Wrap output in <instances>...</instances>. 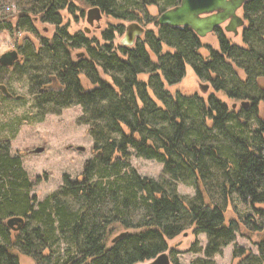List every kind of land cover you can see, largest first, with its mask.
<instances>
[{
    "label": "trees",
    "instance_id": "trees-1",
    "mask_svg": "<svg viewBox=\"0 0 264 264\" xmlns=\"http://www.w3.org/2000/svg\"><path fill=\"white\" fill-rule=\"evenodd\" d=\"M82 1L132 22L138 19L133 8H146L148 2ZM63 10L74 14L78 7L73 0H0V35L14 38L23 63L11 70L0 63V84L28 78L38 106L57 113L81 105L80 122L90 126L99 153L86 162L82 179L65 176L56 193L38 202L30 194L34 184L22 158L12 153L19 125H0V264H20L18 253L37 264H142L166 252L168 241L188 228L208 237L206 259L192 264H213L211 259L235 242L236 225L264 233V210L255 207L264 205V87L259 82L264 0H248L243 7L244 46L218 29L220 50L209 49L207 58L200 53L201 38L189 27L160 26L157 19L158 34L148 30L133 45L117 46V34L128 26H111L101 41L88 39L69 31ZM40 23L54 28L52 36L42 34ZM165 47L174 51L164 52ZM79 49L82 59L75 55ZM188 66L213 89L207 98L170 90L185 78ZM81 75L94 88L85 90ZM49 85L52 89L43 91ZM217 92L237 102L233 109ZM49 113L57 114L37 115ZM5 130L11 137L3 135ZM132 152L162 164V179L142 177L131 166ZM178 184L192 186L195 196L181 195ZM234 197L254 211L242 223L227 220ZM12 219L23 223L10 224ZM117 226L126 234L108 241ZM258 251L236 246L235 256L243 258L239 264H264V239Z\"/></svg>",
    "mask_w": 264,
    "mask_h": 264
},
{
    "label": "rangeland",
    "instance_id": "rangeland-1",
    "mask_svg": "<svg viewBox=\"0 0 264 264\" xmlns=\"http://www.w3.org/2000/svg\"><path fill=\"white\" fill-rule=\"evenodd\" d=\"M117 1L120 6L127 5L130 2L129 0ZM147 1L146 8H133L135 15L138 17L133 22L131 19H118L103 14L99 22L90 25L87 17L88 12L93 7L82 0H73L78 7V10L74 14H71L68 10H63L61 14L64 17V21L69 25L71 33L83 32L88 39H98L101 41L103 32L111 26H129L131 23L139 24L145 29V32L151 30L158 34L155 21L164 10L173 8L174 4H178L180 0H176L172 5L168 4L165 0H159L155 3H152V0ZM239 14L244 17V11H240ZM38 27L45 36L50 37L54 33V28L50 25L40 23ZM124 37L125 34H117L115 44L117 46L121 45ZM143 37L144 34L137 38ZM226 37L232 43L244 46L243 29H240L237 36L226 32ZM201 40L205 45L200 51L204 58L208 57L209 49L220 50L219 39L216 33H210L206 37L201 38ZM13 49H16L14 38L8 33L3 32L0 35V55ZM83 51V49H79L75 52V55ZM168 51L174 50L165 47L164 52ZM102 77L108 79L104 75ZM140 79L147 81L148 76L143 75ZM259 82L260 86L264 87V77L260 78ZM5 83L10 86L15 94L25 96V99H2L0 95V125L8 124L9 122L14 123L12 127H15L16 124L19 125L16 136L12 141V153L23 155L22 162L34 184L30 194L31 196H36L38 202H42L64 185L65 176H68L73 181L82 179L86 162L93 160L99 151L93 150L95 141L93 135L89 134L90 126L80 122V118L83 115V107L81 105H73L69 108L58 110L60 111L59 113H57L56 108L52 107L46 106L42 109L30 95L28 78L23 77L18 80L10 77L5 79ZM207 83L200 80L193 68L188 66L185 78L179 84L172 86L170 90L173 93L180 91L186 95L197 93L207 98L209 94L214 92L212 88H209ZM81 84L85 90L94 88L91 81L84 75H81ZM204 86H208L209 89L206 93L203 91ZM216 95L225 101L230 108L233 107L234 103H237L227 98L222 92H217ZM240 106V103H238L235 106L236 110H239ZM38 112H55L57 114L49 113L41 117L37 115ZM260 116L264 118V101L260 104ZM24 121L26 122L24 123ZM11 134L12 131L8 132V130H5L3 133L7 137H11ZM44 145L46 148L43 153H31V151ZM78 147H84L85 150H79ZM130 161L131 166L142 177L155 180L162 179L163 165L159 162L138 157L135 152H132ZM178 192L190 198L195 196V189L185 184H178ZM255 207L264 210V205H256ZM226 211L227 220L234 218L240 220V223L245 220L247 215H254V211L249 205H244L236 199L228 206ZM236 227L238 232L235 242L224 247L221 254H216L211 259L213 264H239L243 258L235 256L236 246L244 247L253 254H258V244L264 239V233L250 231L244 226L236 225ZM126 230L121 226H117V231L112 233V235L110 234L108 241L114 236L126 232ZM136 231L129 230V232ZM194 231V228H188L176 238L168 241L166 253L171 258V264H175L174 259H177L178 264H192L195 260L206 259L204 252L208 245V237L204 233L195 234ZM198 250H202V252L199 253ZM18 254L20 264H37L34 258L25 254Z\"/></svg>",
    "mask_w": 264,
    "mask_h": 264
},
{
    "label": "water",
    "instance_id": "water-1",
    "mask_svg": "<svg viewBox=\"0 0 264 264\" xmlns=\"http://www.w3.org/2000/svg\"><path fill=\"white\" fill-rule=\"evenodd\" d=\"M248 0H180V3L160 14L158 17V24L160 26L171 27H189L200 38L206 37L208 34L215 32L216 28L226 24L225 30L228 33L238 35L240 29L246 25L244 17L239 12L243 9ZM103 17V13L98 7H93L88 12L87 21L90 25L99 22ZM145 29L137 23H132L127 27L123 45H133L137 37L143 35ZM19 52L16 49L9 50L0 55V63L2 65L13 67L19 60ZM208 87L203 89L207 91ZM0 91L4 97L15 98L20 100L23 98L21 95H14L9 91L5 84H0ZM45 145L38 147L31 153L39 154L45 151ZM79 150H85L84 147H78ZM23 223V219H12V223ZM123 233L117 238L125 235ZM142 264H171V258L166 252L158 255L148 263Z\"/></svg>",
    "mask_w": 264,
    "mask_h": 264
},
{
    "label": "flooded vegetation",
    "instance_id": "flooded-vegetation-1",
    "mask_svg": "<svg viewBox=\"0 0 264 264\" xmlns=\"http://www.w3.org/2000/svg\"><path fill=\"white\" fill-rule=\"evenodd\" d=\"M240 11H243V9H241ZM103 13V12H102ZM242 16V15H241ZM244 19H245V17H244ZM246 21V20H245ZM132 24V23H131ZM225 26H226V24H224V25H222V26H220V27H218V28H216V30H215V32H213V33H218V29H220V30H222L223 32H224V34H226V30H225ZM244 29V28H243ZM126 32H127V27H126V31H125V33L124 34H126ZM228 33V32H227ZM16 50L19 52V60L14 64L15 66H14V68L13 67H8V66H5V67H7L8 69H15L18 65H23V63H22V53L20 52V50L19 49H17L16 48ZM77 55V58L78 59H82L85 55H84V53L82 52V53H77L76 54ZM4 83V82H3ZM7 87H8V89H9V91L14 95V97H16L17 96V94H15V92L14 91H12L11 90V88H10V86L8 85V84H6V83H4ZM50 89H52V85H49V86H46V87H44L43 88V91H49ZM0 95H1V97H3L2 95V93H1V91H0ZM22 96V95H21ZM6 99H9V100H13V99H15V98H6ZM25 99V96H23V98L21 99V100H24ZM26 121H24V123H25ZM93 150H95L94 149V147H93ZM29 152V151H28ZM26 154V153H25ZM17 155L18 156H20L22 159H23V155H20L19 153H17ZM96 156V155H95Z\"/></svg>",
    "mask_w": 264,
    "mask_h": 264
}]
</instances>
